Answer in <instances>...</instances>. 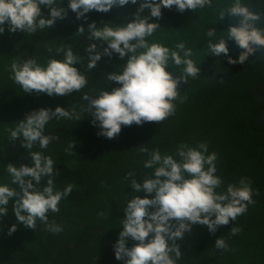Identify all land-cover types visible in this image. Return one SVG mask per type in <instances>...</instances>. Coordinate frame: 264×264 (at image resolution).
<instances>
[{
    "label": "trees",
    "instance_id": "obj_1",
    "mask_svg": "<svg viewBox=\"0 0 264 264\" xmlns=\"http://www.w3.org/2000/svg\"><path fill=\"white\" fill-rule=\"evenodd\" d=\"M258 1L261 0H240L243 4ZM235 2L211 0V5L206 8L183 13L173 6L164 15L162 12L161 18L149 19L150 23L160 25L151 36L145 38L149 45L158 43L170 50L175 49L183 58V51L177 49L176 45L184 43L185 49L192 52L188 58L200 67L202 74L196 78L189 76L186 82H181L179 96L172 101L174 113L164 121L159 124L146 122L141 126H122L120 134L114 139L98 135L101 129L98 122L93 123L89 111L86 110V114L91 124L88 123L86 127L83 121H79L86 118L82 115L85 113L82 111V97L88 95L97 98L101 91L110 92L112 88L119 87L117 83L109 81L108 76L110 73L122 74L128 56L120 59L116 53L102 55L104 63L94 72L88 71V56L81 70L86 77V85L65 96L25 93L14 81L11 66L34 59L37 65L47 67L50 60L63 61L68 48L75 56L80 54L88 36L85 50L96 41L91 38L90 24L94 22L97 29L105 25L113 28L126 26L134 18L141 0H137L135 5L129 3L123 7H113L107 13L93 10L85 14L86 18L80 19L68 9L69 0H56L57 6L67 9V16L58 19L52 28H37L33 33L10 32L7 25L4 26L5 31L0 33V186L18 189L7 172L8 164L19 167L27 153L39 152L48 157L50 152L53 162L54 159L57 161L53 163V174L57 172L66 179L59 182L57 176L52 175L54 191L63 192L69 184L73 188L58 204V208L62 206L61 213L51 219L47 214V223L37 220L35 229L25 228L16 221L12 210L14 199L9 200L7 215L0 217V264H94L90 258L82 255L78 246H73L72 233H68L62 224L63 208H68L69 212L78 210L77 215L86 223V227L75 231L88 230L95 219H105L108 233L115 230L120 233L128 202L141 193L131 187V180L142 184L146 179L155 178V168L159 165L144 167L154 150H159L162 157L171 155L181 162L178 150L182 145L197 149L205 156L216 154L215 175L221 180L215 189L217 194H226L229 185L241 187L240 181L243 179L251 187L254 203L247 204V210L235 220H230L228 225L219 227L226 249L214 247L205 226L192 225L190 235L176 241L181 256L175 260V264H264V100L251 94L246 99L238 96L237 112L234 109L236 98L231 90L236 94L245 90L231 86V75L235 71H244L246 65L230 64L223 60V54L219 57L212 53L207 55L210 42L215 44L224 39V31L230 21L226 17L221 20L220 12ZM41 11L45 18H50L48 7L41 6ZM141 15L150 16V11L145 9ZM80 27L84 28L85 35L81 39ZM212 29L216 31L209 37L207 33ZM227 46L228 54L239 56L242 51L231 42H227ZM61 48L63 50L58 52ZM142 51L144 49H138L136 54ZM263 53L264 49L257 50L253 58L247 61L264 60V56L261 57ZM167 66L174 73L185 75L184 65L177 66L169 60ZM226 88H230V91ZM57 106L73 113V117H52L48 121L43 135L57 139L50 141L44 148L47 150L40 149L39 142L27 149L21 146L22 136L16 140L11 138L10 131L15 130L32 111L41 108L54 111ZM76 116H79V120ZM200 144L207 146L206 152L198 147ZM142 148L147 151H141ZM207 167L205 165V169ZM46 186L47 181L35 184L40 191ZM13 224L17 230L9 235ZM49 225L60 226L62 230L58 233L49 231ZM232 228L239 231L233 233ZM218 238L215 236L213 241ZM44 241L49 251L44 252ZM127 243L131 247L135 242L128 240ZM49 252H52L51 256H48ZM99 262L123 264L111 255L103 256Z\"/></svg>",
    "mask_w": 264,
    "mask_h": 264
},
{
    "label": "clouds",
    "instance_id": "obj_2",
    "mask_svg": "<svg viewBox=\"0 0 264 264\" xmlns=\"http://www.w3.org/2000/svg\"><path fill=\"white\" fill-rule=\"evenodd\" d=\"M129 3L135 5L137 0H69L68 9L80 19L86 18L85 14L93 10L107 13L113 7H123ZM208 5H211V0H141L134 18L126 26L113 28L105 25L102 29H97L94 22L89 25L91 38L96 41L85 50L89 36L85 40L81 53L78 54L83 59L79 70L73 66L77 64L78 57L68 48L63 61L50 60L47 67L37 65L34 59L23 64L13 63V79L25 93L65 96L86 85L87 80L81 70L88 56L89 72H94L104 63L102 55L111 56L116 53L120 59L128 56L122 74L110 73L108 76L109 81L120 86L112 88L110 92L101 91L97 98L85 95L83 99L89 103L82 107L85 112L82 115L86 118L79 120V116H76V119L83 121V125L88 127L91 122L86 110L89 111L93 123L98 122L101 129L98 135L108 139L116 138L122 126H141L146 122L159 124L174 113L172 101L179 96L178 87L181 82H186L189 76L198 77L202 70L188 58L192 52L185 49L184 43L176 45L177 49L183 51V58L175 49L171 48L172 51L158 43L149 45L145 38L160 27L158 23H150L149 19L161 18L162 12L164 15L173 6L183 13L186 10L206 8ZM41 6L50 9V18L43 16ZM145 9L150 11V16L141 15ZM66 16L67 9L57 6L56 0H0V33L5 31V25L10 32L34 33L37 28H52L58 19H65ZM225 17L230 21L224 31V39L215 44L210 42L207 55L212 53L219 57L223 54V60L230 64L246 65L244 71H235L231 75V86L236 85L245 90L237 94L231 90L236 98L234 109L238 112V96L246 99L251 94L264 100V60L247 61L253 58L257 50L264 49V1L243 4L236 0L233 5L220 12V19ZM78 30L81 39L85 36L84 28L80 27ZM215 31L216 29L209 30L207 35L211 37ZM227 42L242 50L239 56L228 54ZM138 49L144 51L136 54ZM263 56L264 53L261 57ZM169 60L177 66L184 65L185 75L174 73L167 66ZM226 89L230 91V88ZM52 117L71 119L73 113L59 106L54 111L48 108L32 111L21 120L15 130L10 131L11 138L16 140L22 136V147L30 149L34 143L39 142L40 149L47 150L44 148H47L50 141L57 139L43 135L45 125ZM198 147L207 151L205 144ZM185 148L187 146L182 145L178 150L181 162H177L171 155L162 157L159 150L151 153V159L145 162L144 167L159 165L155 168V178L146 179L142 184L135 179L131 180V187L141 193L128 202L120 233L118 230L108 233L105 219H95L88 230L75 231L86 227V223L77 215L78 210L62 213V224L68 233H72L73 246H78L82 255L90 258L94 264H99V260L107 255L123 264H175V260L181 256L180 246L176 241L183 236L188 237L192 225L199 224L208 229L206 232L216 249H226L219 227L228 225L230 220H235L247 210V204L254 203L251 187L242 179L241 187L229 185L226 194H217L215 189L221 184V180L215 175L216 154L205 156L197 149L187 148L185 151ZM141 151L146 152L147 149L142 148ZM27 154L19 167L11 163L7 165L12 184L18 185V189L0 186V217L7 215L9 200L14 199L12 210L16 221L25 228L35 229L37 220L47 223V214L51 219L53 212H57L55 217L61 213L58 204L62 197L72 192L73 186L69 184L63 192L54 191V182L50 178L53 174L52 158L39 152ZM31 161L32 166H29ZM205 165H208L207 169ZM131 175L130 173L129 176ZM45 181L47 186L42 191L37 190L35 184ZM70 216L72 221L68 222ZM16 230V225L13 224L8 234L11 235ZM48 230L58 233L62 229L60 226L49 225ZM231 231L236 233L239 229L232 228ZM215 236L219 238L213 241ZM128 240L135 243L129 247ZM46 247L44 252L49 251V247Z\"/></svg>",
    "mask_w": 264,
    "mask_h": 264
},
{
    "label": "rangeland",
    "instance_id": "obj_3",
    "mask_svg": "<svg viewBox=\"0 0 264 264\" xmlns=\"http://www.w3.org/2000/svg\"><path fill=\"white\" fill-rule=\"evenodd\" d=\"M64 44H66V43H64ZM66 46V49L68 48V46L67 45H65ZM65 49V50H66ZM77 57H78V62H77V64L75 65V67L76 68H78V70L81 68V66H82V63H83V59L80 57V56H78V55H76ZM83 98V97H82ZM83 107H85V106H87L88 105V103H89V101H87V100H85V99H83ZM52 155L50 154V152L48 153V157H51ZM54 162L55 163H57V161L54 159ZM32 161L29 163V166H32ZM52 175H54V176H57L58 177V179H59V181H65L66 179H65V177L63 176V175H61V174H59V173H55V174H52ZM60 208V210H61V208H62V206H60L59 207ZM63 210L65 211V213L68 211V208H63ZM71 210V209H70ZM51 218H54L55 217V213L53 212V214L50 216ZM65 219H66V216H65ZM72 221V216H70L69 218H68V222H71ZM43 244H47V242H43ZM44 247V250H46L47 249V247H46V245H44L43 246ZM52 255V252H49L48 253V256H51Z\"/></svg>",
    "mask_w": 264,
    "mask_h": 264
}]
</instances>
